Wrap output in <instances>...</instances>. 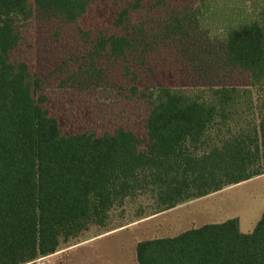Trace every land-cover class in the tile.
I'll return each mask as SVG.
<instances>
[{
  "label": "trees",
  "instance_id": "1",
  "mask_svg": "<svg viewBox=\"0 0 264 264\" xmlns=\"http://www.w3.org/2000/svg\"><path fill=\"white\" fill-rule=\"evenodd\" d=\"M210 13L209 0H0V264L55 253L90 225L105 226L126 199L145 197L156 214L264 175V0L256 16L225 27L204 63H189L185 51ZM35 21L51 48L45 81L114 82L145 106L142 133L124 125L62 130L44 77L25 58ZM162 63H177L179 75L191 64L216 83L174 88L159 78L170 74L168 65L158 69ZM229 77L257 89L256 116L211 140L243 92L251 93L224 84ZM135 258L264 264V212L248 233L235 217L138 241Z\"/></svg>",
  "mask_w": 264,
  "mask_h": 264
},
{
  "label": "rangeland",
  "instance_id": "2",
  "mask_svg": "<svg viewBox=\"0 0 264 264\" xmlns=\"http://www.w3.org/2000/svg\"><path fill=\"white\" fill-rule=\"evenodd\" d=\"M209 1L212 15L210 13L207 21L204 20L196 29L198 39L192 41L185 51L189 63H204L214 52L210 49L212 45L215 48L222 41L225 27L240 19L253 18L262 5V0ZM41 25L43 24L35 21L31 28L25 58L44 77L43 85L48 93L51 112L58 117L62 130H102L124 125L142 133L145 106L138 100L127 99V92L117 90L114 82L101 80L97 85L92 82L76 86L70 82L61 83L62 77L45 81V69L49 71L45 66V57L51 48L45 43L46 31ZM196 46H201L202 51L198 52ZM198 53L203 59L198 58ZM176 64L162 63L158 68L161 70L168 65L166 72L170 74L166 77L159 75L160 80L167 85L196 92L206 90L209 84L216 83L206 79L203 70L193 69L191 64L190 70L182 69L186 71L184 75H179L174 67ZM246 81L241 77L223 79L224 84L236 85L241 92L248 88L251 93L243 92L233 115L211 130V140L218 136L226 137L227 129L246 125L256 116L253 101L259 97V92L257 89L241 86ZM144 198L126 199L123 205L111 210L105 226L90 225L80 235L61 241L55 253L25 264H137L135 246L138 241L171 237L189 228L235 217L238 219L240 232H251L264 212V175L227 185L221 190L182 202L156 214H149L152 204ZM141 211L145 212L143 217L138 215Z\"/></svg>",
  "mask_w": 264,
  "mask_h": 264
}]
</instances>
